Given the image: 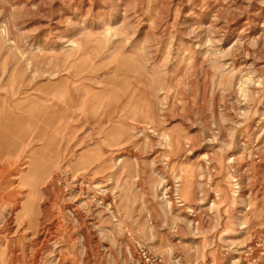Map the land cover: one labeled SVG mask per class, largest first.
<instances>
[{
    "label": "rangeland",
    "instance_id": "obj_1",
    "mask_svg": "<svg viewBox=\"0 0 264 264\" xmlns=\"http://www.w3.org/2000/svg\"><path fill=\"white\" fill-rule=\"evenodd\" d=\"M0 96V264H264V0H0Z\"/></svg>",
    "mask_w": 264,
    "mask_h": 264
},
{
    "label": "crops",
    "instance_id": "obj_2",
    "mask_svg": "<svg viewBox=\"0 0 264 264\" xmlns=\"http://www.w3.org/2000/svg\"><path fill=\"white\" fill-rule=\"evenodd\" d=\"M29 102V100L25 101V103ZM24 117V116H23ZM21 119V115L17 116L16 108H15V103L10 104L4 103V100L2 96H0V130L2 133L0 135V151L2 154H6V151H16L17 146L10 141L7 130L10 127H17L19 120ZM27 124H29L27 122Z\"/></svg>",
    "mask_w": 264,
    "mask_h": 264
},
{
    "label": "bare ground",
    "instance_id": "obj_3",
    "mask_svg": "<svg viewBox=\"0 0 264 264\" xmlns=\"http://www.w3.org/2000/svg\"><path fill=\"white\" fill-rule=\"evenodd\" d=\"M54 135V134H53ZM167 135V134H166ZM56 139V138H55ZM169 140V139H168ZM48 141V140H47ZM55 142V141H54ZM53 144V143H52ZM54 145V144H53ZM51 148H52V146H51ZM51 150V149H50ZM165 184V183H164ZM165 191V190H164ZM242 195V194H241ZM30 197H32V196H30ZM30 201L32 202V200L30 199ZM30 208H32V207H30ZM212 208V207H211ZM264 252V251H263ZM259 257V256H258Z\"/></svg>",
    "mask_w": 264,
    "mask_h": 264
}]
</instances>
